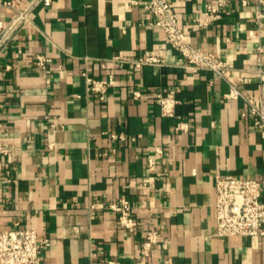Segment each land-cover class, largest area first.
<instances>
[{
	"label": "crops",
	"instance_id": "crops-1",
	"mask_svg": "<svg viewBox=\"0 0 264 264\" xmlns=\"http://www.w3.org/2000/svg\"><path fill=\"white\" fill-rule=\"evenodd\" d=\"M6 1L0 21L18 10L27 19L0 46V230L34 229L48 239L39 264H134L150 230L158 241L148 264H264V235H214L216 175L257 180L264 201V132L240 116L242 99L225 97L228 84L183 67L141 3ZM229 1L204 26L195 19L216 0L170 4L186 40L227 62L232 84L260 104L264 27L257 29L253 1ZM145 51L164 64L112 61ZM38 55L50 60L45 70L35 66ZM84 69L114 74L103 100L86 93ZM169 90L179 103L165 118L153 98ZM178 121L188 129L174 131ZM122 196L137 222L131 232L107 207Z\"/></svg>",
	"mask_w": 264,
	"mask_h": 264
},
{
	"label": "built area",
	"instance_id": "built-area-1",
	"mask_svg": "<svg viewBox=\"0 0 264 264\" xmlns=\"http://www.w3.org/2000/svg\"><path fill=\"white\" fill-rule=\"evenodd\" d=\"M36 1V0H34ZM253 1L256 5L254 21L258 30L264 27V0ZM229 0H216V6L205 5L206 10L195 21L204 26L208 21L219 17L223 8L227 7ZM45 5L50 0H43ZM133 5L141 3L142 7L150 14V26L162 30L167 44L173 48L183 59L182 66L193 70L210 71L217 79H222L228 84L226 98H240L246 104V109L240 116H251L252 126L264 132V101L256 104L252 98L243 94L234 84L230 77L234 69L227 62L219 59L211 52L194 47L190 44L178 25V19L170 0H144L139 2L131 0ZM9 7L16 8L15 0L4 3ZM27 19V10H18L7 22L0 21V46L14 30V28ZM258 52L261 47L257 48ZM112 61L119 64H130L136 68L144 65L160 66L164 60L158 58L152 51H145L141 56L133 59L122 56L113 57ZM50 62L49 58L38 55L35 58V66L39 70H45ZM87 94L95 95L103 100L107 90L114 84V74L108 73L104 77H95L88 69L81 72ZM134 99L141 98L139 90L132 92ZM153 102L159 106L161 117L174 116L175 106L179 103L175 97V91L156 92ZM186 122L178 121L173 126L174 131L187 130ZM159 155L161 151L156 150ZM156 166L155 157L147 159V169L153 171ZM117 214L118 225L129 232L137 226L133 218L131 206L127 198L120 197L116 202L107 206ZM214 235L220 238L232 236H247L256 238L264 235V201L261 200L259 182L255 179L239 178L234 175H216L214 185ZM158 241V234L154 230L148 231L144 242L141 244V258L134 264H148L145 260L150 254L151 247ZM49 241L41 238L34 229L13 228L0 230V264H39L43 250L48 247ZM97 264H119L115 260H107Z\"/></svg>",
	"mask_w": 264,
	"mask_h": 264
}]
</instances>
